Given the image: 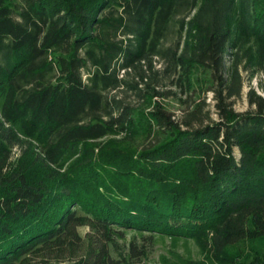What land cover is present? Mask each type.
Segmentation results:
<instances>
[{
    "label": "trees",
    "instance_id": "trees-1",
    "mask_svg": "<svg viewBox=\"0 0 264 264\" xmlns=\"http://www.w3.org/2000/svg\"><path fill=\"white\" fill-rule=\"evenodd\" d=\"M250 39L264 66V0H0V264H139L166 237L204 256L172 264H264L230 249L264 237V97L195 124L113 92L155 56L223 83ZM121 134L142 143L101 141Z\"/></svg>",
    "mask_w": 264,
    "mask_h": 264
},
{
    "label": "rangeland",
    "instance_id": "rangeland-1",
    "mask_svg": "<svg viewBox=\"0 0 264 264\" xmlns=\"http://www.w3.org/2000/svg\"><path fill=\"white\" fill-rule=\"evenodd\" d=\"M171 40V38H169ZM257 42L251 39L244 41L238 49L228 52L226 55L225 66L222 70L221 78L224 82H220L219 74L211 67L196 65L191 72V84L189 86L181 85L177 81V76L168 73L165 68V62L159 57H154L152 67L145 65L141 71H132L128 74L130 79L139 81L141 87L140 94L134 88L121 86L119 89L113 90L114 93L129 101L136 108H152L153 103L159 101L161 105L173 113L177 119H191L195 124L208 119H219L220 107L217 101L224 98L235 111H244L254 108L255 105L250 103L249 91L254 89V92L264 97V66H259L257 62L256 48ZM249 48L250 55L245 51ZM238 50V51H237ZM237 51V53H236ZM238 68L240 72V81L236 83L239 86V92L228 96L226 83H229L232 78V73ZM145 76L144 80L140 79V75ZM155 87L156 92L152 90ZM217 89L218 98L215 96L213 88ZM151 90V91H150ZM150 91V92H149ZM125 134L116 137H105L104 142L109 144H127L129 141L134 144L142 143V137H130ZM80 233L84 235L89 227L80 225L78 227ZM264 246V237H259L255 241H245L234 244L230 249L234 252L238 251L241 254L249 253L255 247ZM188 248V250H187ZM114 255L118 252L113 251ZM174 253L182 256L192 255L193 258H204L199 245L190 240L187 245L179 242L177 245L170 243V238L158 239L148 248L146 257L141 258L139 264H172L163 260V255H166L170 261L176 259ZM207 264V260L204 262Z\"/></svg>",
    "mask_w": 264,
    "mask_h": 264
}]
</instances>
